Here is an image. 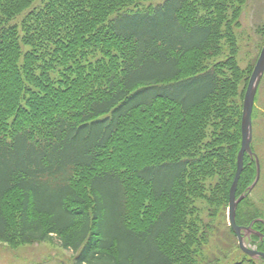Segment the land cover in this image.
Instances as JSON below:
<instances>
[{
  "label": "trees",
  "instance_id": "16d2710c",
  "mask_svg": "<svg viewBox=\"0 0 264 264\" xmlns=\"http://www.w3.org/2000/svg\"><path fill=\"white\" fill-rule=\"evenodd\" d=\"M38 1L0 0V243L57 239L75 264H219L237 239L201 204L224 217L237 171L247 0ZM187 80L209 83L170 92ZM256 173L247 155L238 195ZM245 201L239 224L259 216L242 218Z\"/></svg>",
  "mask_w": 264,
  "mask_h": 264
},
{
  "label": "rangeland",
  "instance_id": "374dc122",
  "mask_svg": "<svg viewBox=\"0 0 264 264\" xmlns=\"http://www.w3.org/2000/svg\"><path fill=\"white\" fill-rule=\"evenodd\" d=\"M162 2H164V0H146L139 3V7L131 6L128 9H145L150 6H156ZM41 4L42 0H39L35 5L40 6ZM21 19L22 16L16 21L19 22ZM239 21L240 24L236 27L239 47V55L237 59L240 67L242 69H247V67L253 62V65L255 66L256 59L259 57L264 45V36L258 32L260 27H264V0H247ZM190 35L189 37H191ZM193 35L196 36L199 34L196 33ZM189 37L187 36L186 39H189ZM226 57L227 53H224L221 57L215 59V61L225 60ZM250 78L243 86V89L245 87L248 88ZM208 83L209 80H187L179 85L170 87V92L177 97L189 96L196 91L200 92V89L203 86H207ZM162 93H167L166 87H162ZM253 113L254 139L252 144L260 159L261 177L257 186L251 191L249 198L245 201V206L248 205L247 208L252 210H246L245 214L242 216L243 219L244 216L246 219V216L253 214V211L257 212L259 216H264V76L256 97ZM165 174L166 173L163 171L161 175ZM201 206L203 209L202 217L205 221H213V223H215L214 227L218 228L222 233L228 229V227H231L229 220V206L225 213L226 217L225 214L223 217L222 212H220L216 216L213 215V220L209 215V207L207 203L204 202ZM232 242L234 243L233 245H227V256L222 257L219 264H227L230 261H245L244 264H264V261L257 259H254V263H252L251 258L245 254L244 250L241 247H238V239ZM208 249L220 253L218 252V250H220L219 247L215 246L214 237L211 238L208 244ZM74 255L75 254L72 250L63 248L57 239H55L54 242L45 241L34 244H23L18 247H11L7 243H0V264H75L73 260ZM215 257L216 255H214V258Z\"/></svg>",
  "mask_w": 264,
  "mask_h": 264
},
{
  "label": "water",
  "instance_id": "95a60500",
  "mask_svg": "<svg viewBox=\"0 0 264 264\" xmlns=\"http://www.w3.org/2000/svg\"><path fill=\"white\" fill-rule=\"evenodd\" d=\"M263 76H264V47L255 65L253 73L251 75L243 103L242 146L238 154V166H237L236 176L230 189L229 220L232 228L234 229V231L238 236L240 246L244 250V252L248 253L253 258L264 259V252L250 248L245 243V236L243 235L242 231L250 230L252 228V225H250L249 227L240 226L236 221L238 204L246 197V194H242L240 197H237L238 184L242 172L244 170L246 153L250 154L252 157L256 156L257 159V176L254 182L248 187L249 192L256 186V184L260 179L261 169H260L259 159L258 156L252 150V140H253V110H254L256 95Z\"/></svg>",
  "mask_w": 264,
  "mask_h": 264
},
{
  "label": "flooded vegetation",
  "instance_id": "af4514ba",
  "mask_svg": "<svg viewBox=\"0 0 264 264\" xmlns=\"http://www.w3.org/2000/svg\"><path fill=\"white\" fill-rule=\"evenodd\" d=\"M255 219L256 217L250 219V222L241 225L249 226ZM244 233L246 234L248 241L256 245L259 249L262 248L264 250V222H254L252 228L244 231Z\"/></svg>",
  "mask_w": 264,
  "mask_h": 264
}]
</instances>
